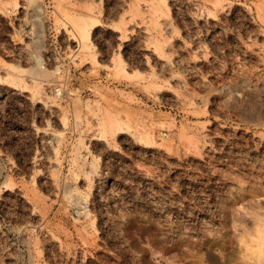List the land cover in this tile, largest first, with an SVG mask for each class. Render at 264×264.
<instances>
[{
    "label": "rangeland",
    "instance_id": "rangeland-1",
    "mask_svg": "<svg viewBox=\"0 0 264 264\" xmlns=\"http://www.w3.org/2000/svg\"><path fill=\"white\" fill-rule=\"evenodd\" d=\"M0 264H264V0H0Z\"/></svg>",
    "mask_w": 264,
    "mask_h": 264
}]
</instances>
